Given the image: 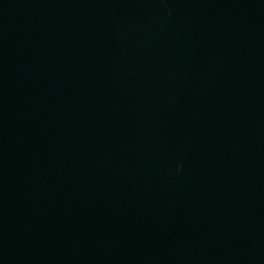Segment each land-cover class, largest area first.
<instances>
[{
	"label": "water",
	"instance_id": "1",
	"mask_svg": "<svg viewBox=\"0 0 264 264\" xmlns=\"http://www.w3.org/2000/svg\"><path fill=\"white\" fill-rule=\"evenodd\" d=\"M0 264H264V0H0Z\"/></svg>",
	"mask_w": 264,
	"mask_h": 264
}]
</instances>
